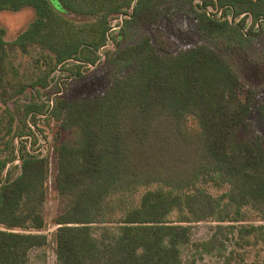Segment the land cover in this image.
<instances>
[{"label": "trees", "instance_id": "trees-1", "mask_svg": "<svg viewBox=\"0 0 264 264\" xmlns=\"http://www.w3.org/2000/svg\"><path fill=\"white\" fill-rule=\"evenodd\" d=\"M6 1L0 0V10ZM59 1L70 15L48 0H11L15 9L33 5L34 18L11 41L0 25V104L8 109L26 90L47 87L71 59L63 69L78 77L73 89L80 93L71 96L62 87L48 107L24 103L22 117L8 113L6 123L0 120L6 153L0 159V264H26L32 249L49 243L57 264H181L201 221L215 222V230L194 243L200 254L224 246L218 234L228 228L237 244L249 242L250 234L264 239V133L249 120L256 108L264 121V85L246 86L211 44L177 48V40L157 27L118 46L108 61L125 70L102 91L82 95L83 86L99 83L97 76H84V68L96 65L110 17L127 15L134 0ZM183 1L208 42L219 37L242 45L259 35L243 30L244 18L232 23ZM203 1L253 21L264 17V0ZM155 3L135 1L117 43L135 23L155 17ZM38 115L48 128L56 126L43 154L33 150L45 135ZM53 157L60 209L47 233L43 206ZM17 158L20 172L10 177ZM248 210L263 223H244Z\"/></svg>", "mask_w": 264, "mask_h": 264}, {"label": "rangeland", "instance_id": "rangeland-1", "mask_svg": "<svg viewBox=\"0 0 264 264\" xmlns=\"http://www.w3.org/2000/svg\"><path fill=\"white\" fill-rule=\"evenodd\" d=\"M48 1L58 12L70 15L59 0ZM155 2V10L153 12L155 17L148 19L145 23H143L142 20L135 23L130 29L126 30L127 37H123L119 43H117V41H119L118 35L120 27L124 19L131 13L132 8L127 9V15L124 14L121 16L122 14H117L110 17L109 24L111 28L109 29L108 41L97 51L99 58L95 63L96 65H88L84 68V76H97L99 83L93 89L92 87L90 88V85L83 86V90L81 91L82 95H89L97 91H102V88L108 84L113 75L122 73L125 70V66L115 65L108 61V57L112 56L118 46L138 38L142 33H152L157 27L164 28L177 40L175 42L177 48L200 42L211 44L232 62L246 86L260 87L264 85V17H259L253 21L250 14L242 13L236 15L231 8H227L221 12L220 7L215 6L214 2L201 5L204 3L203 0H193L190 4L193 9L201 10L203 6V10L208 11L209 14L215 16V18L230 20L232 23H237L244 18L243 30H247L250 35H255L257 32L259 33L258 36H253V38L242 43V45L230 43L219 37L215 38L212 42H208L209 40L205 39L197 30L196 21L194 15L189 11L190 6L188 3H185L183 0H155ZM5 3H8L9 6L0 10V25L6 30L4 39L6 41H11L19 32L24 30L34 18L35 7L33 5H25L15 9L12 7L14 4L11 0ZM165 5H171L172 7L169 10H167L168 8L160 10V8ZM82 19H79V21ZM74 62L73 59L68 60L61 69L55 71L47 87L26 90L20 97L14 99L10 103L8 109L5 108V105L0 104L1 124L8 121L10 114L13 118H16V116L22 117L24 103L34 101L38 104L44 103L48 107L52 104L53 97L58 93L54 91L62 87L69 89L68 95L75 96L80 94L73 89L78 84V77L72 76L69 78L68 71L63 69L70 67ZM58 81L61 82L59 86L56 85ZM43 117V115H38V124L44 131L43 134H45L44 139L46 142L45 151H47L49 144L53 141L56 126L54 124L48 128ZM249 120L251 121L252 128L257 129L258 132L264 133V121L256 108L251 110ZM32 128L35 129L33 126ZM37 133L36 131V134ZM64 136L68 138L70 134L66 133ZM37 144L33 149L34 151L38 148ZM27 145H30V142H28ZM0 148L4 150L5 145L0 144ZM2 150H0V159L6 156V153ZM11 165L10 177H14L20 172V160L17 158ZM55 170V157H53L49 177V201L43 206V214L48 221L47 233L51 232L56 227L51 220L60 209V201L56 197V189L53 180ZM0 180H5L4 171H2L0 175ZM246 214L245 220L243 221L244 223L256 225L263 223L254 212L248 210ZM222 224L226 225L232 223L224 222ZM214 230L215 222L213 221L195 223L192 233L193 243L183 248L181 264H264V239H254V234H250L247 236L250 240L249 242L244 243V241H241V243L237 244L236 242H239L236 241L238 236L236 232L231 231L230 228L218 234V238L223 241L224 246L220 249H215L212 254H200L195 248L194 243L210 238ZM26 264H57L53 243H49L46 247L32 249Z\"/></svg>", "mask_w": 264, "mask_h": 264}, {"label": "built area", "instance_id": "built-area-1", "mask_svg": "<svg viewBox=\"0 0 264 264\" xmlns=\"http://www.w3.org/2000/svg\"><path fill=\"white\" fill-rule=\"evenodd\" d=\"M39 141H38V148H36L35 149V153H41V154H43V153H45V144H46V142H45V139H44V137L42 138V136H39ZM40 145V146H39ZM27 148H30V145H27Z\"/></svg>", "mask_w": 264, "mask_h": 264}, {"label": "flooded vegetation", "instance_id": "flooded-vegetation-1", "mask_svg": "<svg viewBox=\"0 0 264 264\" xmlns=\"http://www.w3.org/2000/svg\"><path fill=\"white\" fill-rule=\"evenodd\" d=\"M215 6H217L216 4H215ZM229 8V7H228ZM225 9H227V8H225V7H220V11L222 12V11H224ZM231 10H232V8H231ZM207 13H209L208 11H206ZM215 17V16H214ZM230 21V20H229ZM231 22V21H230Z\"/></svg>", "mask_w": 264, "mask_h": 264}, {"label": "water", "instance_id": "water-1", "mask_svg": "<svg viewBox=\"0 0 264 264\" xmlns=\"http://www.w3.org/2000/svg\"><path fill=\"white\" fill-rule=\"evenodd\" d=\"M135 1H136V0H134L133 3H132V9L134 8ZM123 15H124V14H122L121 16H123Z\"/></svg>", "mask_w": 264, "mask_h": 264}]
</instances>
